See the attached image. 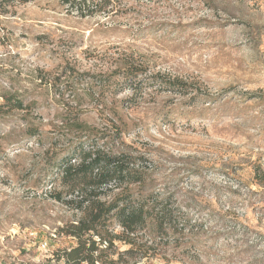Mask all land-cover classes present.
<instances>
[{"label": "rangeland", "instance_id": "374dc122", "mask_svg": "<svg viewBox=\"0 0 264 264\" xmlns=\"http://www.w3.org/2000/svg\"><path fill=\"white\" fill-rule=\"evenodd\" d=\"M104 1L80 14L35 0L0 18V105L27 106L0 112V264H62L75 245L59 231L78 213L54 198L66 146L48 140L67 96L80 121L122 130L108 146L141 157L143 193L165 213L164 232L148 223L136 246L110 252L264 264V185L253 180L264 174V0ZM125 59L146 73L113 75ZM30 126L47 139L29 138Z\"/></svg>", "mask_w": 264, "mask_h": 264}, {"label": "trees", "instance_id": "16d2710c", "mask_svg": "<svg viewBox=\"0 0 264 264\" xmlns=\"http://www.w3.org/2000/svg\"><path fill=\"white\" fill-rule=\"evenodd\" d=\"M35 0H0V18L9 15L15 6L25 5ZM60 0L61 4L75 9L82 14V8L89 14L104 10V0ZM89 4V5H86ZM146 73V68L132 61L121 60L113 71L124 81L137 78ZM155 78V77H154ZM177 82L180 86L182 83ZM64 101L63 95L59 96ZM67 96L63 105L66 111L60 115L59 126H53L56 139L66 147L64 162L58 167V181L63 191L55 193V199L68 208L76 210L78 217L59 232L75 241V245L61 252L59 262L62 264H138L132 256V249L113 251L115 243L136 246L138 234L152 223L155 229L164 232L165 213L157 199L151 200V194H144L143 188L148 180L145 167L141 166V157L114 153L108 140L116 142L122 130L116 127L113 134H105L79 120ZM0 105L9 110L25 111L27 106L22 101L3 98ZM72 109V110H71ZM29 138L36 141L47 139V133L38 127L25 129ZM108 139V140H107ZM104 140V141H103ZM107 140V141H106ZM102 141L101 145L99 142ZM48 152V150L46 151ZM139 163L140 165H137ZM253 180L264 185V174L255 172ZM75 194V195H74ZM115 221L120 233L109 230V224Z\"/></svg>", "mask_w": 264, "mask_h": 264}]
</instances>
